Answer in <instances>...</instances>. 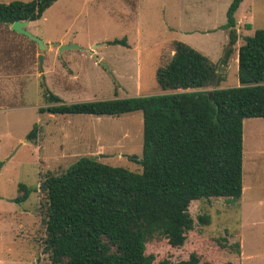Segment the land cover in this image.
Returning a JSON list of instances; mask_svg holds the SVG:
<instances>
[{
  "label": "rangeland",
  "instance_id": "1",
  "mask_svg": "<svg viewBox=\"0 0 264 264\" xmlns=\"http://www.w3.org/2000/svg\"><path fill=\"white\" fill-rule=\"evenodd\" d=\"M230 2L56 0L26 26L45 43L51 41L42 52L27 36L0 24V76H7V67L14 72V83L0 84V264H50L41 206L48 172L60 173L82 156L141 171L129 159L142 155L140 111L119 116L40 113L38 108L48 105L43 87L65 103L163 93L155 74L171 58L175 40L219 63L228 48V30L222 26ZM234 17L237 40L226 64H219V74L225 76L219 88L239 84L238 48L264 28V0H243ZM122 38L128 46L107 44ZM69 44L83 49L59 52ZM35 124L37 137L28 141ZM21 183L30 194L17 203ZM188 212L193 228L184 232L181 246L157 236L146 242L145 254L155 258L152 264H184L193 255L200 263L264 264V118L243 120L241 197L194 200ZM206 216L208 224L199 220Z\"/></svg>",
  "mask_w": 264,
  "mask_h": 264
},
{
  "label": "trees",
  "instance_id": "2",
  "mask_svg": "<svg viewBox=\"0 0 264 264\" xmlns=\"http://www.w3.org/2000/svg\"><path fill=\"white\" fill-rule=\"evenodd\" d=\"M55 1L0 2V24L36 20ZM242 1L231 0L226 10L222 28L228 30V48L219 63L185 42H173L171 58L155 74L163 93L65 103L43 87L48 105L39 107L40 113L119 116L140 111L143 120L142 155L129 157L140 164V172L82 156L60 173L46 174L41 206L50 264H152L146 242L157 236L181 246L184 232L193 228L192 201L241 197L243 120L264 118V28L238 48V86L219 88L218 67L226 64L237 40L234 13ZM125 39L107 44L128 46ZM36 129L35 124L27 133L28 141L36 139ZM17 191L15 202L27 200L25 184ZM199 220L209 223L208 216ZM233 246L239 253L238 244ZM184 264L212 263H200L193 255Z\"/></svg>",
  "mask_w": 264,
  "mask_h": 264
},
{
  "label": "water",
  "instance_id": "3",
  "mask_svg": "<svg viewBox=\"0 0 264 264\" xmlns=\"http://www.w3.org/2000/svg\"><path fill=\"white\" fill-rule=\"evenodd\" d=\"M29 21L28 20H16L14 21L10 28L11 30L19 33V34H22L24 36H27L30 40L34 41L35 43H37L40 51H44L46 48H47V44L40 38L32 35L27 29H26V26H27V23ZM69 48H77V49H83L81 48L80 46H78L77 44H69V45H62L59 47V52H61L63 49H69ZM39 63H40V67H42V63H43V54H39ZM218 79V76L216 77V81ZM208 96L211 100H213V94H212V90H209L208 91Z\"/></svg>",
  "mask_w": 264,
  "mask_h": 264
},
{
  "label": "crops",
  "instance_id": "4",
  "mask_svg": "<svg viewBox=\"0 0 264 264\" xmlns=\"http://www.w3.org/2000/svg\"><path fill=\"white\" fill-rule=\"evenodd\" d=\"M29 24V22L27 23V25ZM4 27H7L8 26V29L9 30H11V28H10V26L11 25H7V24H2ZM6 31V30H5ZM11 31H13V30H11ZM15 32V31H14ZM32 41V40H31ZM177 41H179V40H177ZM49 42H51V41H47V45H48V43ZM183 42V41H182ZM189 45V44H188ZM48 47V46H47ZM41 54V53H40ZM43 54V53H42ZM38 58H39V55H38ZM43 62H45V57H44V55H43ZM43 64V63H42ZM237 64H238V58H237ZM3 69V68H2ZM9 69H8V67H7V69H4L3 71H5V73H6V75L7 76H0V84L2 83V84H4V83H6L7 82V80L8 79H10L11 80V83H14V78L12 77V76H14L13 75V71H10V72H7ZM225 76H222V79L224 78ZM10 82V81H9ZM239 85V84H238ZM238 85H235V86H238ZM228 87V86H227ZM229 87H234V86H229ZM222 88H226V87H222Z\"/></svg>",
  "mask_w": 264,
  "mask_h": 264
}]
</instances>
